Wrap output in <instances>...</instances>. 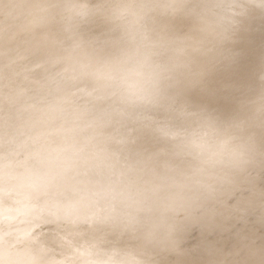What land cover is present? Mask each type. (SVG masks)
<instances>
[{"label": "clouds", "instance_id": "clouds-1", "mask_svg": "<svg viewBox=\"0 0 264 264\" xmlns=\"http://www.w3.org/2000/svg\"><path fill=\"white\" fill-rule=\"evenodd\" d=\"M0 118L54 208L0 264H264V0H0Z\"/></svg>", "mask_w": 264, "mask_h": 264}, {"label": "bare ground", "instance_id": "bare-ground-1", "mask_svg": "<svg viewBox=\"0 0 264 264\" xmlns=\"http://www.w3.org/2000/svg\"><path fill=\"white\" fill-rule=\"evenodd\" d=\"M195 95V100H197V94L195 93V94H193V96ZM199 97H198V101H200L199 100V98H205V97H201L200 95H198ZM193 98V97H192ZM207 98V97H206ZM206 98H205V100H206ZM194 99V98H193ZM194 100V101H195ZM204 99H202V101H203ZM207 100H209V99H207ZM211 100V99H210ZM209 100V101H210ZM202 101H200V102H202ZM216 100H214V102H215ZM222 101V100H221ZM205 102H207V101H205ZM223 102H224V100H223ZM208 103H210L211 104V101L210 102H208ZM215 103H217V102H215ZM215 103H213V100H212V106H214L213 104H215ZM220 103V102H219ZM219 103H217V104H219ZM227 103V102H226ZM216 104V105H217ZM222 105V104H221ZM230 105V104H229ZM228 105V106H229ZM227 106V105H226ZM233 106V105H232ZM218 107V106H217ZM216 107V108H217ZM219 108V107H218ZM222 108H223V106H222ZM221 108V109H222ZM228 108H230V107H228ZM224 109H226V108H224ZM230 111V110H229ZM228 110H227V112H229ZM232 111V110H231ZM224 113V112H223ZM229 114V113H228ZM231 114V113H230ZM227 115V114H226ZM0 121L2 122L3 121V119H0ZM8 123V122H7ZM15 123V125H18L16 122H14ZM1 124V123H0ZM3 125H4V130L6 131V129L10 126V125H12L13 124V122L11 121V120H9V126L5 129V126H7L8 124H6L5 123V121H3V123H2ZM1 124V126H0V128L2 127V129H3V125ZM6 124V125H5ZM18 127V126H17ZM21 128V127H20ZM19 127L17 128V129H20ZM1 129H0V133H1ZM5 131H3L2 133H4ZM19 131H21V130H19ZM16 132H18V130L16 131ZM1 133V136L3 135ZM7 133H8V131H7ZM6 132H5V135H3V136H6V134H7ZM14 134V133H13ZM12 134V135H13ZM16 134H14V136H15ZM22 136V135H21ZM7 137H9V136H7ZM1 138V137H0ZM6 138V137H5ZM4 138V139H5ZM10 138H11V135H10ZM15 138H16V136H15ZM9 140V139H8ZM11 140V139H10ZM10 140L8 141V142H10ZM15 139H14V137H12V141H14ZM1 141V140H0ZM20 141V140H19ZM7 142V140H6V143H8ZM18 143V142H17ZM14 147V146H13ZM8 151H10V150H8ZM15 151V150H14ZM4 152V151H3ZM11 153H13V151L12 152H10V154H9V152H8V154H9V156L11 155ZM14 153H16V152H14ZM13 153V155L12 156H14L15 154ZM5 155H7V152H5V154L2 156V158L3 159H5L6 157H5ZM16 156H18V154L16 155ZM7 158H8V156H7ZM12 158V157H11ZM0 159H1V157H0ZM2 159V160H3ZM8 159H10V157L8 158ZM14 164H13V162L11 163V164H9V165H7V166H4V167H1L0 166V185H3V188H2V193L0 194V200H2V199H16V198H18V197H20L21 196V194H20V192H21V190L25 187V186H27V185H33L34 183H35V181L36 180H34L33 178H31L30 176H27L28 174H29V168H27L26 166H24V164L21 162V165L20 166H18V167H14L13 166ZM19 165V164H18ZM38 199H40V198H38ZM37 199V200H38ZM37 200H36V202H37ZM41 200L43 201V205H42V208H38V209H35V210H33L32 211V213L31 214H29V216H28V213H27V215L26 216H28V217H24V218H22L21 217V215L19 216L20 217V219L22 218V221H21V223L23 222V226H25V229L23 230L22 229V233H21V235H19L20 234V231H18V236H20V239H21V242L18 244V245H25V246H28V245H32V244H37V245H39V244H47V241H48V237H49V235H50V233H51V231H52V228H53V224H54V217H53V215H52V212H53V210H54V208H53V205H52V202H50V201H47V200H45V199H43L42 197H41ZM6 201V200H5ZM9 202H10V200H9ZM8 202V203H9ZM35 201L33 202L32 201V203H36ZM39 202H40V200H39ZM6 203V202H5ZM24 203V202H23ZM30 203V202H29ZM32 203H30V205L32 204ZM14 204V203H13ZM22 204V203H21ZM37 204H39V203H37ZM40 204H42V203H40ZM6 205H7V203H6ZM9 205H12V204H8L7 206L9 207V209H13V205L10 207ZM16 205V204H15ZM3 206V205H2ZM19 206H21V205H19ZM19 206H15V208L16 209H18V207ZM32 206V205H31ZM34 206V205H33ZM36 206V205H35ZM8 207H6V208H8ZM27 207V206H26ZM14 208V209H15ZM20 208V207H19ZM33 208V207H32ZM8 209V210H9ZM34 209V208H33ZM11 210H9L10 211V213L8 212V211H6V213H9V215L11 214ZM1 211H2V209H1ZM16 210H12V212H15ZM3 213H4V216H5V212H4V210L2 211ZM7 216L8 218L10 217V216ZM12 216V215H11ZM2 217V216H1ZM18 217V218H19ZM3 218V217H2ZM20 219H18V220H20ZM17 220V221H18ZM15 221V220H14ZM3 223H5V222H3ZM7 223V222H6ZM11 223H16L17 224V222L15 221V222H11ZM9 224V223H7V225L9 224L11 227H12V225L13 224ZM16 224H14L13 226H15ZM3 225V224H2ZM8 225V226H9ZM9 226V227H10ZM18 226H19V221H18ZM18 226H17V228H18ZM21 226V225H20ZM7 226L4 224V228H6ZM10 227V228H11ZM3 228V227H2ZM2 228H1V230H2ZM8 228V227H7ZM9 228V229H10ZM15 227H13V229H14ZM19 228H22V226L21 227H19ZM12 229V228H11ZM10 229V230H11ZM13 233H15L13 230H11ZM15 231H16V229H15ZM6 232V231H5ZM7 232L9 233L10 231H8L7 230ZM1 233V232H0ZM12 233V234H13ZM3 234H4V232H3ZM10 234V233H9ZM16 234V233H15ZM13 236V235H12ZM4 237V236H3ZM5 238H7V236L5 237ZM13 238V237H12ZM19 238V237H18ZM17 237H16V239H18ZM9 239V238H8ZM7 239V240H8ZM11 239V238H10ZM15 241H17V240H15ZM19 241V240H18ZM9 242V241H8ZM10 243H11V241H10ZM15 243V242H14ZM2 244H4V243H2ZM6 244H8V243H6ZM1 245V244H0ZM5 245V244H4ZM10 244H8V246H9ZM16 245V244H15ZM11 246H12V243H11ZM13 247H16V246H13ZM2 248H3V246H2ZM1 248V249H2Z\"/></svg>", "mask_w": 264, "mask_h": 264}, {"label": "rangeland", "instance_id": "rangeland-1", "mask_svg": "<svg viewBox=\"0 0 264 264\" xmlns=\"http://www.w3.org/2000/svg\"><path fill=\"white\" fill-rule=\"evenodd\" d=\"M195 94V93H194ZM197 94V93H196ZM199 94H197L196 96V98H197V100H195V95L193 96V98H194V100L196 101V102H200V101H202V99H204L202 102H205V101H207V102H210L211 101V105H212V99L210 100L209 98H206V100H205V98H199V100L200 101H198V96ZM202 97V96H201ZM207 99H209V100H207ZM216 101L215 102H217V103H219V104H217V103H215L214 102V100H213V103H215V104H213L214 106L213 107H217V109L219 110V111H221L223 114H227V115H229L230 113H232V111H233V108H234V105L231 103V102H229V101H225L224 100V102H223V99H215ZM222 100V101H221ZM227 102V103H226ZM217 104V105H216ZM222 104V105H221ZM230 104V105H229ZM227 105V106H226ZM229 105V106H228ZM233 105V106H232ZM222 106H223V108H222ZM228 107H230V108H228ZM222 108V109H221ZM224 108H226V109H224ZM227 110L229 111V112H227ZM232 110V111H231ZM229 113V114H228ZM0 119H3V118H0ZM4 121V120H3ZM3 121L1 122L0 121V123L2 124L3 123ZM12 122H13V124L12 125H10L9 126V121H8V123H6V124H8L7 126H5V129H6V131L4 130V125H3V129H2V127L0 128L2 131H1V133L3 132V131H5L6 133H7V131H8V133L6 134V136H3V135H5V132L4 133H2L3 135L1 136V133H0V157H1V159H0V166L1 167H4V166H7V165H9V164H11L12 162H13V166L14 167H18V166H20L21 165V160H20V156H19V153H20V149H21V145H20V137H21V135H23V129L22 128H20V126L19 125H15V123L14 122H16L15 120H11ZM1 124H0V126H1ZM5 124V125H6ZM20 128V129H17L18 127ZM18 130V132H16ZM19 130H21V131H19ZM16 134L15 136H16V138H15V136H14V134ZM13 134V135H12ZM10 135H11V138H10ZM71 135L72 134H70V137H71ZM7 136H9V137H7ZM6 137V138H5ZM12 137H14V141H12ZM5 138V139H4ZM10 140V142H8L9 140ZM6 140H7V142L8 143H6ZM18 142V143H17ZM14 146V147H13ZM8 150H10V151H8ZM15 150V151H14ZM4 151V152H3ZM13 151V153L14 152H16V153H14L15 155L14 156H12L13 155V153H11V155L9 156V154H10V152H12ZM5 152H7V155H5V159H3L2 158V156L5 154ZM8 152H9V154H8ZM18 154V156H16ZM7 156H8V158L10 157V159H8L7 158ZM12 157V158H11ZM3 159V160H2ZM19 164V165H18ZM29 174L27 175V176H30L31 178H33L34 180H36L35 181V183L33 184V185H27V186H25L22 190H21V192H20V194H21V196L20 197H18V198H16V199H2V200H0V252H2V246H4V244H6V243H8V244H10L9 245V247H11V248H15V247H13V246H17L20 242H21V239H20V236H18V231H20V234L19 235H21V233L23 232L22 231V229L24 228L25 229V226H23L22 224H23V222L21 223V221H22V218H24V217H28L29 216V214H31L32 213V211L33 210H35V209H38V208H42V205H43V201L41 200V197L43 196V193L47 190L44 186H42L41 184H40V182H39V180H38V178H37V175H36V173L35 172H33L31 169H29ZM2 188H3V185H0V194L2 193ZM38 198H40V199H38ZM38 199V200H37ZM6 200V201H5ZM9 200H10V202H9ZM36 200H37V202H36ZM39 200H40V202H39ZM32 201L34 202H36L35 204L34 203H32ZM7 203V205L8 204H12L13 205V209L12 210H16L15 212H12V210L11 209H9V207L6 205V203ZM9 202V203H8ZM24 202V203H23ZM32 203L31 205H30V203ZM14 203V204H13ZM22 203V204H21ZM37 203H39V204H37ZM40 203H42V204H40ZM17 206H19V205H21V206H19L18 207V209H16L15 208V206L16 205ZM3 205V206H2ZM12 205H9L10 207L12 206ZM34 205V206H33ZM36 205V206H35ZM27 206V207H26ZM6 207H8V208H6ZM34 209H33V208ZM15 208V209H14ZM1 209H2V211L4 210V212L6 213V211H8L9 213H10V211L9 210H11V214L9 215V213H6L5 214V216H4V213L1 211ZM9 209V210H8ZM6 210V211H5ZM27 213H28V216H26L27 215ZM22 214V215H21ZM9 215L10 217L8 218L7 216ZM12 215V216H11ZM21 215V219H20V216ZM3 218H2V217ZM19 217V218H18ZM18 219H20V220H18ZM17 222V224L16 223H14V224H16L15 226H13L14 224L13 223H11V222H15V221ZM19 221V226H18V221ZM3 222H5V223H3ZM11 223V224H13L12 225V229L7 225V223ZM3 224V225H2ZM4 224L8 227H6V228H4ZM22 226V228H19V227H21ZM17 226H18V228H17ZM3 227V228H2ZM13 227H15L14 229H13ZM1 228H2V230H1ZM13 230L15 233H13L11 230ZM15 229H16V231H15ZM23 229V230H24ZM7 230L8 231H10L9 233L7 232ZM6 231V232H5ZM3 232H4V234H3ZM13 233V234H12ZM13 235V236H12ZM4 236V237H3ZM7 236V238H5ZM13 237V238H12ZM16 237L18 238V239H16ZM9 238V239H8ZM11 238V239H10ZM8 239V240H7ZM15 240H17V241H15ZM19 240V241H18ZM9 241V242H8ZM10 241H11V243H12V246H11V243H10ZM15 242V243H14ZM2 243H4V244H2ZM7 244V245H8ZM16 244V245H15Z\"/></svg>", "mask_w": 264, "mask_h": 264}]
</instances>
